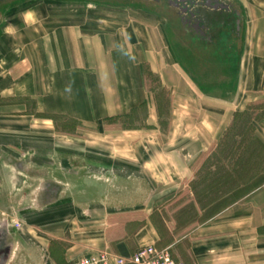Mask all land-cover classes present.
<instances>
[{
  "label": "crops",
  "instance_id": "obj_1",
  "mask_svg": "<svg viewBox=\"0 0 264 264\" xmlns=\"http://www.w3.org/2000/svg\"><path fill=\"white\" fill-rule=\"evenodd\" d=\"M247 4L239 30L206 41L180 28L171 46L147 20L117 29L70 21L68 12L9 18L0 97L12 101L0 110L28 131L21 143L52 181L22 213L7 264H74L101 250L131 256L147 243L183 264H264V171L250 190L238 183L221 191L205 210L223 206L200 223L178 226L158 213L168 196L193 193L236 116L251 107L263 113L253 124L264 144V0ZM122 54L132 60L127 69ZM148 74L169 92L167 124ZM132 91L148 109L145 122L117 124L133 111Z\"/></svg>",
  "mask_w": 264,
  "mask_h": 264
},
{
  "label": "rangeland",
  "instance_id": "obj_2",
  "mask_svg": "<svg viewBox=\"0 0 264 264\" xmlns=\"http://www.w3.org/2000/svg\"><path fill=\"white\" fill-rule=\"evenodd\" d=\"M225 1L234 4L239 12L241 24H244L243 5H249L247 1L250 2V0ZM32 10L68 12L70 21L83 22L87 26L99 24L103 28L118 29L132 25L137 27L141 26V20H147L151 22V26L156 25L162 29L169 46L174 36L178 34V39L181 37L179 20L175 16L174 9L167 2L159 3L154 0H0V38L2 27L7 24L9 18L12 16L18 18L21 16L19 14ZM7 59L11 61L12 55H8ZM119 59L123 65L126 64V69L130 67L132 62L130 57L122 54ZM10 64L11 62H8L0 67V80L2 74L5 73L4 70ZM122 76V80L130 79L125 73ZM148 77L149 87L159 90L158 94L164 105L162 122L167 124L170 121L169 92L161 88L157 77L151 74H148ZM6 83L8 86L11 85V83ZM1 86L3 87V83H0ZM132 92L135 97L132 100L133 111L127 119L116 121L117 124L139 126L145 122L148 109L140 104L142 99L136 98L140 92ZM10 101H12L11 98L0 97V102ZM260 114V108L251 107L248 112L236 116L224 143L218 146L206 162V167L200 171L192 183L193 193L168 196L170 200L166 208L158 213H163L170 221L176 219L178 226H187L192 221L197 224L223 206L219 203L205 210L211 200L219 199L221 191L226 193L229 189H234L238 183L240 186L245 185L243 186L244 191H247L263 182L260 180L248 184L264 171V151L254 143L251 131L253 121ZM27 139L28 131H20L16 124H13L12 116H5L0 110V251L10 242L15 231L21 228H18L16 224L22 223L21 215L33 206L38 197V190H41L46 182L52 181L48 175L49 171L38 168L33 162V150L27 145H22L21 142ZM227 202L225 201L224 204ZM5 236L8 237L4 244Z\"/></svg>",
  "mask_w": 264,
  "mask_h": 264
},
{
  "label": "flooded vegetation",
  "instance_id": "obj_3",
  "mask_svg": "<svg viewBox=\"0 0 264 264\" xmlns=\"http://www.w3.org/2000/svg\"><path fill=\"white\" fill-rule=\"evenodd\" d=\"M167 2L175 11L180 28L201 40L212 41L221 29L239 30L241 20L232 2L225 0H154Z\"/></svg>",
  "mask_w": 264,
  "mask_h": 264
},
{
  "label": "built area",
  "instance_id": "obj_4",
  "mask_svg": "<svg viewBox=\"0 0 264 264\" xmlns=\"http://www.w3.org/2000/svg\"><path fill=\"white\" fill-rule=\"evenodd\" d=\"M17 227L22 226L18 222ZM74 264H183L175 259L170 249L159 248L156 244L147 243L140 246L139 250L131 256H121L101 250L90 256L84 257Z\"/></svg>",
  "mask_w": 264,
  "mask_h": 264
},
{
  "label": "water",
  "instance_id": "obj_5",
  "mask_svg": "<svg viewBox=\"0 0 264 264\" xmlns=\"http://www.w3.org/2000/svg\"><path fill=\"white\" fill-rule=\"evenodd\" d=\"M7 237L8 236L4 237V244H5V239H7ZM12 249H13V240L11 236L10 242H8V244L0 251V264H7Z\"/></svg>",
  "mask_w": 264,
  "mask_h": 264
},
{
  "label": "trees",
  "instance_id": "obj_6",
  "mask_svg": "<svg viewBox=\"0 0 264 264\" xmlns=\"http://www.w3.org/2000/svg\"><path fill=\"white\" fill-rule=\"evenodd\" d=\"M263 114V113H262ZM262 114H260V115H262ZM260 115H258V116H260ZM257 116V117H258ZM251 131H252V134H253V140H254V143L256 144V145H258V147H260V149L262 150V151H264V144L259 140V138L256 136V130H255V126H254V124L252 123V125H251ZM229 132V131H228ZM228 134V133H227ZM227 134H226V136H227ZM226 136H225V138H226ZM225 138L223 139V141L221 142V144L219 145V146H221L223 143H224V141H225ZM260 164V163H259Z\"/></svg>",
  "mask_w": 264,
  "mask_h": 264
}]
</instances>
